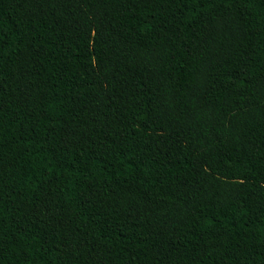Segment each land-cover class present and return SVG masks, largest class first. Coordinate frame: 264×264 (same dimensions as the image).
Listing matches in <instances>:
<instances>
[{"label":"trees","instance_id":"1","mask_svg":"<svg viewBox=\"0 0 264 264\" xmlns=\"http://www.w3.org/2000/svg\"><path fill=\"white\" fill-rule=\"evenodd\" d=\"M0 264H264V0H0Z\"/></svg>","mask_w":264,"mask_h":264}]
</instances>
